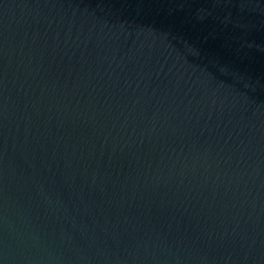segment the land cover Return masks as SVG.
Instances as JSON below:
<instances>
[{
    "label": "water",
    "instance_id": "water-1",
    "mask_svg": "<svg viewBox=\"0 0 264 264\" xmlns=\"http://www.w3.org/2000/svg\"><path fill=\"white\" fill-rule=\"evenodd\" d=\"M0 264H264V0H0Z\"/></svg>",
    "mask_w": 264,
    "mask_h": 264
}]
</instances>
